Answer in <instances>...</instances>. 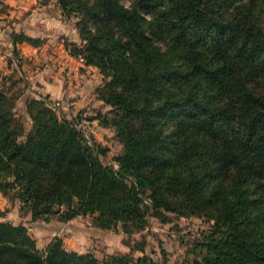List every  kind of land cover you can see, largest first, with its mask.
Returning a JSON list of instances; mask_svg holds the SVG:
<instances>
[{"label":"trees","instance_id":"obj_1","mask_svg":"<svg viewBox=\"0 0 264 264\" xmlns=\"http://www.w3.org/2000/svg\"><path fill=\"white\" fill-rule=\"evenodd\" d=\"M64 12L76 3L56 0ZM92 0L94 33L67 42L103 76L92 117L122 144L117 167L73 120L44 99L26 105V132L0 91V191L32 220L93 215L105 228L143 229L148 217L205 216L212 231L191 264H264V0ZM234 3V5H232ZM87 6L86 2L80 6ZM151 10L145 24L141 10ZM166 49L156 44L165 35ZM12 41L39 39L12 33ZM108 78V79H106ZM107 114H111L107 117ZM4 211L0 210V216ZM0 264H152L147 256L40 249L24 224L0 220Z\"/></svg>","mask_w":264,"mask_h":264},{"label":"rangeland","instance_id":"obj_2","mask_svg":"<svg viewBox=\"0 0 264 264\" xmlns=\"http://www.w3.org/2000/svg\"><path fill=\"white\" fill-rule=\"evenodd\" d=\"M67 1L76 3L79 8L69 13L59 8L66 25L62 29L63 31L56 33L54 38L64 44L71 42L82 46L84 41L79 36V29L85 27L90 33H94L96 28V22L90 20L86 12L88 8H91L92 0ZM120 1L127 7H132L134 4L133 0ZM82 2H86L87 6H80ZM7 10L8 6L3 0H0V15L8 13ZM141 13L145 18L146 26L151 28L149 21L152 11L143 9ZM258 14V24L264 29V12L259 10ZM6 24V18L0 19V29L4 28ZM73 37L75 41L72 40ZM36 38L40 43L48 39ZM154 38L160 48L166 49L169 46L166 34ZM21 80L16 82V79L13 83H9L7 94L14 103L16 116L21 120L24 130L27 132L30 128V120L25 107L26 101L30 98L24 102L19 100L18 97L27 88L23 78ZM248 85L256 92H264V86L260 83L249 82ZM37 99H44L58 114L73 120L83 130L89 141L96 142L97 147L103 150L99 156L100 161L103 164L117 167L115 157L122 152V144L116 136V131L113 127L103 126L97 119L92 118L97 114V111L107 112L110 109L109 105L97 104L94 108L81 109L75 111L74 114H69V108H64L59 101L51 100L46 96H40ZM110 116L111 114H107V117ZM19 203L12 190H9L7 195H0V210L4 211L0 220H7L13 224H24L40 249H44L52 239L58 238L65 249L92 254L99 260L109 254H128L133 259L147 256L152 264H191L194 259L199 257V243L212 231L213 223L205 216H181L170 213L169 220L166 222H162L156 217H148L147 225L143 229L124 232L121 224H118L117 227L105 228L98 225L94 221V216L89 214L77 215L71 219H63L54 214L47 220H32L27 208L21 209Z\"/></svg>","mask_w":264,"mask_h":264},{"label":"crops","instance_id":"obj_3","mask_svg":"<svg viewBox=\"0 0 264 264\" xmlns=\"http://www.w3.org/2000/svg\"><path fill=\"white\" fill-rule=\"evenodd\" d=\"M3 2L8 6V13L0 15V19L7 20L0 29V91L7 93L9 83L23 78L27 88L18 97L23 102L46 96L69 108V114L102 104L95 92L102 83L98 69L71 55L65 44L54 38L66 25L56 0ZM18 32L48 39L39 44L13 42L11 35Z\"/></svg>","mask_w":264,"mask_h":264},{"label":"built area","instance_id":"obj_4","mask_svg":"<svg viewBox=\"0 0 264 264\" xmlns=\"http://www.w3.org/2000/svg\"><path fill=\"white\" fill-rule=\"evenodd\" d=\"M80 60H83V58L82 57H78Z\"/></svg>","mask_w":264,"mask_h":264}]
</instances>
